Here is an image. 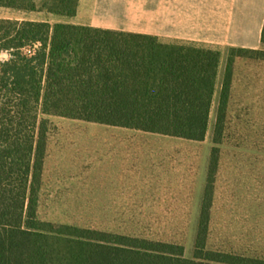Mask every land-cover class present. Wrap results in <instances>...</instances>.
Segmentation results:
<instances>
[{
  "label": "trees",
  "instance_id": "1",
  "mask_svg": "<svg viewBox=\"0 0 264 264\" xmlns=\"http://www.w3.org/2000/svg\"><path fill=\"white\" fill-rule=\"evenodd\" d=\"M79 0H0V7L73 17ZM261 48L250 52L264 60ZM0 264H264L207 248L209 219L194 250L175 243L64 227L38 217L53 115L204 141L216 94L219 50L164 45L157 37L47 21L0 19ZM227 72L213 137L227 116Z\"/></svg>",
  "mask_w": 264,
  "mask_h": 264
},
{
  "label": "rangeland",
  "instance_id": "2",
  "mask_svg": "<svg viewBox=\"0 0 264 264\" xmlns=\"http://www.w3.org/2000/svg\"><path fill=\"white\" fill-rule=\"evenodd\" d=\"M0 19L54 25L63 17L0 7ZM212 49L223 59L204 141L41 115L48 152L39 219L58 231L72 227L175 243L191 256L198 221L208 218L209 250L264 260V60ZM227 72L226 122L215 142V109ZM123 133L128 140L142 138L127 142L123 152Z\"/></svg>",
  "mask_w": 264,
  "mask_h": 264
},
{
  "label": "crops",
  "instance_id": "3",
  "mask_svg": "<svg viewBox=\"0 0 264 264\" xmlns=\"http://www.w3.org/2000/svg\"><path fill=\"white\" fill-rule=\"evenodd\" d=\"M58 23L151 35L164 45L259 49L264 0H79L76 15ZM120 138L123 152L136 142L124 133Z\"/></svg>",
  "mask_w": 264,
  "mask_h": 264
}]
</instances>
